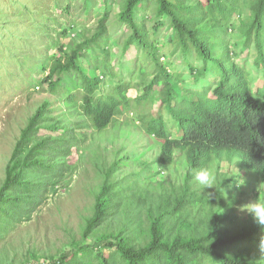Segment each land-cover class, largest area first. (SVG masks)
I'll return each instance as SVG.
<instances>
[{"label": "trees", "instance_id": "16d2710c", "mask_svg": "<svg viewBox=\"0 0 264 264\" xmlns=\"http://www.w3.org/2000/svg\"><path fill=\"white\" fill-rule=\"evenodd\" d=\"M109 12L110 5H105L94 33L73 42L69 53L54 52L43 80L61 91L83 118L76 126L101 131L124 112L137 111L144 132L161 141L159 161L185 163V176L178 189L170 185L163 191L156 211L150 210L145 246L136 248L123 237L86 240L106 216L104 185L82 242L70 244L56 258H35L32 264H264V227L248 215L242 226L231 228L235 208L223 211L227 205L222 193L239 190L235 184L241 175L218 171L215 189H203L194 180L201 168L237 158L255 185L264 188V0H123L116 21L128 34L117 56L121 61L135 57L130 68L123 62L112 65ZM163 26L173 32L168 39L162 36ZM114 66L128 68V75L119 77ZM102 75L118 77L106 93L98 92ZM130 92L136 96L131 98ZM154 93L158 100L152 110ZM47 105L36 109L15 144L13 163L0 187V219L13 218L18 202L36 204L46 183L25 179L28 169L53 177L66 170L67 161L45 163L38 156L45 148L66 158L71 146L83 142L74 134L65 136L70 129L52 125L61 131L55 138L30 145ZM170 219L190 232H165Z\"/></svg>", "mask_w": 264, "mask_h": 264}, {"label": "rangeland", "instance_id": "374dc122", "mask_svg": "<svg viewBox=\"0 0 264 264\" xmlns=\"http://www.w3.org/2000/svg\"><path fill=\"white\" fill-rule=\"evenodd\" d=\"M122 1L0 0V187L7 166L13 163L11 155L21 130L42 103H48L47 110L30 145L45 137L55 138L61 131L50 128L52 125L70 129L65 136L74 134L83 141L71 146L66 158L50 148L38 155L45 163L67 161L61 176H46L35 169L26 171L25 179L46 184L36 204L18 202L13 214L10 212L13 218L0 219V264H32L35 258L47 261L58 257L70 244L82 242L104 185H108L109 197L106 216L86 240L123 237L130 245L143 247L150 240V210L156 211L167 187L178 189L182 185L185 163L159 161L161 141L144 132L137 111L124 112L101 131L83 124L76 126L83 118L65 102L61 91L56 92L48 80H43L55 51L65 55L73 42L94 33L98 14L105 5H110L107 27L112 40L110 49L115 54L112 65L123 62L125 67H132L135 57L121 61L117 56L121 40L128 34L125 26L116 21ZM84 5H88L87 9ZM172 35L169 27H162L165 39ZM114 67L119 77L128 75V68ZM116 78L109 80L102 75L98 92H108ZM213 78L209 75V79ZM129 96L134 98L136 93L130 92ZM157 100L154 93L152 110ZM239 162L237 158H224L212 163L210 169L215 174L219 171L227 176L241 175L236 184L241 178L246 181L240 188L242 193L240 189L222 193L227 205L223 211L235 208L237 214L231 228H239L247 220L248 214L240 210L242 205L264 199L260 197L264 188L255 185L253 176ZM164 229L172 236L179 230L184 234L190 232L188 226L181 227L174 219L168 220ZM261 231L264 233V228Z\"/></svg>", "mask_w": 264, "mask_h": 264}, {"label": "clouds", "instance_id": "9594fccd", "mask_svg": "<svg viewBox=\"0 0 264 264\" xmlns=\"http://www.w3.org/2000/svg\"><path fill=\"white\" fill-rule=\"evenodd\" d=\"M194 180L203 189H215L217 176L213 171L205 167L195 172ZM245 183L246 181L241 178L239 183L235 184V186L239 189L244 186ZM234 198L235 197H233V199ZM240 210L250 215L258 226L264 227V199H255L245 205H242ZM261 249L264 250V240L261 241Z\"/></svg>", "mask_w": 264, "mask_h": 264}]
</instances>
